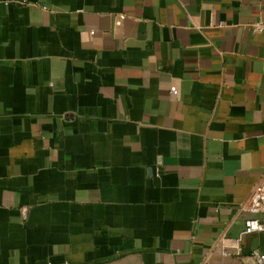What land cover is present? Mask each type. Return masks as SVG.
<instances>
[{
	"label": "crops",
	"instance_id": "obj_1",
	"mask_svg": "<svg viewBox=\"0 0 264 264\" xmlns=\"http://www.w3.org/2000/svg\"><path fill=\"white\" fill-rule=\"evenodd\" d=\"M259 21L264 0H0V264H255Z\"/></svg>",
	"mask_w": 264,
	"mask_h": 264
},
{
	"label": "built area",
	"instance_id": "obj_2",
	"mask_svg": "<svg viewBox=\"0 0 264 264\" xmlns=\"http://www.w3.org/2000/svg\"><path fill=\"white\" fill-rule=\"evenodd\" d=\"M254 30L258 32L264 31V22L259 21L253 25ZM242 209L249 214V218L245 222L244 235H257L264 237V178L257 184L252 191L247 204ZM241 238H226L222 240L221 251L223 256L228 255V250H240ZM256 264H264V253L254 251L251 256ZM203 264H210L204 262Z\"/></svg>",
	"mask_w": 264,
	"mask_h": 264
},
{
	"label": "water",
	"instance_id": "obj_3",
	"mask_svg": "<svg viewBox=\"0 0 264 264\" xmlns=\"http://www.w3.org/2000/svg\"><path fill=\"white\" fill-rule=\"evenodd\" d=\"M251 259L254 261V263L256 264V261L251 257Z\"/></svg>",
	"mask_w": 264,
	"mask_h": 264
}]
</instances>
